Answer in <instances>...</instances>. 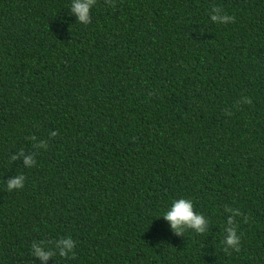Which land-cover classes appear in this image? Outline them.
Here are the masks:
<instances>
[{"label":"trees","instance_id":"1","mask_svg":"<svg viewBox=\"0 0 264 264\" xmlns=\"http://www.w3.org/2000/svg\"><path fill=\"white\" fill-rule=\"evenodd\" d=\"M71 3L0 0V264L67 236L46 264H264V0ZM181 198L206 233L162 218Z\"/></svg>","mask_w":264,"mask_h":264},{"label":"clouds","instance_id":"2","mask_svg":"<svg viewBox=\"0 0 264 264\" xmlns=\"http://www.w3.org/2000/svg\"><path fill=\"white\" fill-rule=\"evenodd\" d=\"M109 4H112V0H108ZM97 4V0H72L70 13L77 17V23L88 25L92 22L91 12L93 7ZM115 7L114 4H112ZM223 10L220 7L212 9L215 14L211 15V20L218 24H228L235 22V16H229L226 13L221 15ZM251 104L250 98H245V101ZM225 115H231V112H225ZM58 133H53V137H56ZM37 155H25L24 150H21L19 156L13 157V160H18L21 157L24 160V165L27 168L34 167L36 164ZM26 177L23 174H17L8 179L7 191L23 189L25 185ZM235 216H239L240 212L234 210ZM164 220L171 224V227L176 235H184L185 229H192L198 234L206 233V224L204 215L194 211V205L191 200L178 199L174 200L172 206L162 217ZM247 222V220H245ZM228 227L225 229L227 235L224 237L223 243L225 245L224 252L227 255H231L230 249L236 252H240L241 237L237 233L236 223L233 218H229ZM46 245H54L45 250ZM76 241L71 237H61L55 241H40V243L33 242L32 255L39 260L46 262L52 259L57 254L60 257L68 258L69 254H72V258L75 259L74 249ZM58 249V251H57Z\"/></svg>","mask_w":264,"mask_h":264}]
</instances>
